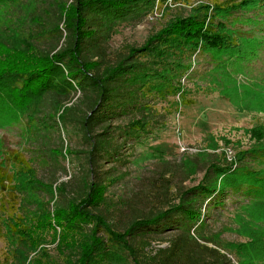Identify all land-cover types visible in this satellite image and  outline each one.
<instances>
[{"label": "rangeland", "instance_id": "obj_1", "mask_svg": "<svg viewBox=\"0 0 264 264\" xmlns=\"http://www.w3.org/2000/svg\"><path fill=\"white\" fill-rule=\"evenodd\" d=\"M236 1L241 0L157 1L150 10L117 23L109 47L111 59L116 53L142 47L169 22L185 19L195 9ZM29 5L19 8L22 5L16 2H0V65L14 64L16 52L24 48V38L32 34L31 29L24 30L32 25L24 14L31 9ZM260 13L247 15H254L255 23L236 25L252 32L246 38L253 42L244 45L257 47L258 66L244 69L240 64L227 74L213 68L208 56L197 53L181 81L183 92L168 90L149 97L147 105L156 120L140 139H129L119 161L104 162L102 176L116 180L99 195V210L87 215V221L80 220L85 225L83 233L81 227L69 223L68 214L59 211L64 198L79 197L75 190L89 169L81 135L73 130L55 132L50 143H57L60 150L62 137L65 152L50 151L48 140L42 143L35 137L36 121L31 120V113L36 102L19 104L16 92L2 98L0 173L6 181L0 190V264L74 263L79 259L78 241L94 230L98 238L108 241L111 235L123 236L135 218L174 209L182 192L203 184L211 166L240 169L246 165L264 171V138L252 137L257 128L264 132V24L256 23L264 19V10ZM235 17L243 18L239 14L231 20ZM33 42L39 52L51 53L53 37L34 38ZM28 63H34V57ZM24 70H29V64ZM249 75H255L254 79ZM2 80L12 86L7 76ZM250 101L257 110L238 111ZM59 189L64 193L56 196ZM224 201L223 207L209 209L200 232L206 239L214 236V243H201L219 250L234 264H264V200L231 194ZM176 235L177 231H167L138 238L140 261L152 262Z\"/></svg>", "mask_w": 264, "mask_h": 264}, {"label": "trees", "instance_id": "obj_2", "mask_svg": "<svg viewBox=\"0 0 264 264\" xmlns=\"http://www.w3.org/2000/svg\"><path fill=\"white\" fill-rule=\"evenodd\" d=\"M157 1L169 0H0L19 3L22 5L19 8L30 4L31 9L24 14L32 25L24 30L31 29L33 34L24 38V48L16 52L19 55L14 64L0 65V100L16 92L19 104L36 102L31 113V120L36 121L35 137L42 143L48 140V148H53L50 151L65 152L62 137H59L60 150L57 143H50L53 134L60 131L78 132L87 147L89 169L79 180L78 192L75 190L79 197L64 198L65 205L59 206L61 213L68 214L70 224L81 227V233L85 225L81 226L80 220L87 221V215L99 210V195L116 180L102 176L104 162L119 161L129 147V139H140L146 127L156 120L147 105L151 95L166 94L168 90L183 92L181 81L197 53L208 56L213 68L227 74L236 71L240 64L239 68L244 69L258 66L257 47L244 45L253 42L246 38L252 32H244L236 25L255 23L256 17L247 15H261L264 0H241L195 9L191 16L169 22L142 47L116 53L111 59L109 47L117 23L150 10ZM239 14L243 18L231 20ZM256 23L264 24V19ZM48 36L53 37L52 50L44 54L33 40ZM33 57L34 63H28ZM24 59L28 60L25 64L20 62ZM28 64L29 70L25 71ZM5 76L11 79L12 86L2 80ZM253 107L250 101L237 109L243 113L245 108ZM252 137L263 139L264 132L257 128ZM5 181L0 173V190ZM62 193L64 189H59L56 196ZM231 194L264 200V171L246 165L240 169L211 166L203 184L182 192L174 209L133 219L123 236L111 235L105 241L94 230L78 241L79 259L71 264H143L138 255V238L167 231H177V235L148 264H234L219 250L201 243H214V236L206 239L200 233L209 209L223 207L224 197Z\"/></svg>", "mask_w": 264, "mask_h": 264}]
</instances>
